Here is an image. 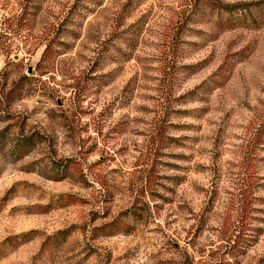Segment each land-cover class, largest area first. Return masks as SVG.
Returning <instances> with one entry per match:
<instances>
[{"label": "rangeland", "instance_id": "1", "mask_svg": "<svg viewBox=\"0 0 264 264\" xmlns=\"http://www.w3.org/2000/svg\"><path fill=\"white\" fill-rule=\"evenodd\" d=\"M0 264H264V0H0Z\"/></svg>", "mask_w": 264, "mask_h": 264}, {"label": "trees", "instance_id": "2", "mask_svg": "<svg viewBox=\"0 0 264 264\" xmlns=\"http://www.w3.org/2000/svg\"><path fill=\"white\" fill-rule=\"evenodd\" d=\"M111 232H112V231L108 230L106 234H107V235H108V234H114V233L117 232V231H115V232L113 231L114 233H113V232L111 233Z\"/></svg>", "mask_w": 264, "mask_h": 264}, {"label": "water", "instance_id": "3", "mask_svg": "<svg viewBox=\"0 0 264 264\" xmlns=\"http://www.w3.org/2000/svg\"><path fill=\"white\" fill-rule=\"evenodd\" d=\"M28 72H31V69H29Z\"/></svg>", "mask_w": 264, "mask_h": 264}]
</instances>
